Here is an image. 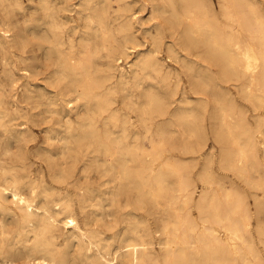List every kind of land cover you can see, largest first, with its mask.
I'll return each instance as SVG.
<instances>
[{
	"label": "bare ground",
	"instance_id": "6f19581e",
	"mask_svg": "<svg viewBox=\"0 0 264 264\" xmlns=\"http://www.w3.org/2000/svg\"><path fill=\"white\" fill-rule=\"evenodd\" d=\"M218 1L149 0L140 5L155 20L140 32L136 0H80L83 23L70 26L61 17L64 0H41L46 28L33 34L55 58L62 101L84 109L49 138L63 140L60 153L74 160L90 154L85 169L111 173L105 195L77 185L78 199L82 209L94 196L111 208L126 194V225L116 239L81 223L74 196L14 150L30 140L28 127H17L21 107L11 112L0 95V264L20 256L35 264H264V5ZM164 49L183 70L161 57ZM133 51L130 68L122 67ZM239 97L252 104L254 123ZM215 162L256 189L254 202L219 176ZM71 171L59 169L56 178ZM143 206L159 212L156 230L137 211Z\"/></svg>",
	"mask_w": 264,
	"mask_h": 264
},
{
	"label": "rangeland",
	"instance_id": "374dc122",
	"mask_svg": "<svg viewBox=\"0 0 264 264\" xmlns=\"http://www.w3.org/2000/svg\"><path fill=\"white\" fill-rule=\"evenodd\" d=\"M76 1L64 0V6L61 10V17L67 20V25L69 26L74 24L82 25L84 20V11L82 12L81 5L78 4L80 0ZM212 1H214L215 4L219 5L218 0ZM147 2H149V0H136L133 6L134 11H139L138 13L137 11L135 12L134 17L136 19L135 25L136 27L138 26L137 28L140 32L142 31V28L144 26L148 25V23L153 22L155 20L152 19L150 21V19H148L151 15H153L150 12V8L141 7ZM261 2L264 5V0H261ZM10 4L12 5V7ZM40 5L41 0H12L11 3L9 0H4L0 2V95L1 97H3L5 105L11 112L16 111L18 107H21V112H18V118L14 119L13 122H19L20 125H18L17 127L27 126L30 138V140H28L26 144L15 143L13 147L16 151H24L25 162L33 163V167L35 168V170L37 167L42 166L43 170L49 177L48 179L55 186V189L68 191L72 196H74V198L76 199V213L82 224L87 223L90 227L101 229L105 236L115 237L116 239H118V234L124 229V226L126 225V223L122 221L123 216L121 214V205H125L127 195H120L119 204L113 205L111 208L108 206L102 207V205L98 203L100 202V198L98 196H94L93 199L88 201L86 207L82 209L78 199L79 190L77 188V185L89 184L96 188L95 194L97 192H101V194H104V191L107 190V186L112 184V181H110L111 173H105L101 170V168L97 169L92 167L90 169H85L84 164L85 162H88V160H90L88 159L90 154H82L74 160L67 153H60V151H62L64 143L63 140H60L59 138H49V135L54 134L55 132L64 134L68 118H77L78 113H82L84 109H81L82 107L78 106L77 102H75V105L73 106L71 105V103L62 101V99L60 98L62 93L61 89L64 88V83L58 82L54 74L53 70L55 68V58H48L47 56H45L48 47L47 43L33 34L34 29H36V31L40 33L46 28V23H44V21L46 20L45 10ZM138 5H140L139 8ZM79 17H81L82 19ZM160 20L162 21L163 28H166L165 39L166 41H170L172 37H170L171 32L169 30V24L168 22H166L165 19L160 18ZM66 33L67 35L72 34L70 31H67ZM21 36L28 37L27 41L23 45L16 42V40ZM45 44L46 47H44ZM135 53L136 52L133 51L131 56L128 58L122 57L120 59L121 61L119 60L118 63L122 67L129 69V64L132 61V59L130 58L135 55ZM43 55L44 57H42ZM161 57L165 58V61L170 65L179 67L181 70L184 69L180 62L172 60L168 57V52L166 49L161 52ZM36 69H38V71ZM186 75V73H182V84L186 85L187 87H190V83L188 80L189 78ZM229 84L235 92L238 91V89L232 83ZM29 88H31L32 91L28 90ZM49 95L55 96V103H49ZM178 96H180V94H178L177 97ZM119 97L121 98V96ZM15 99L17 100V102H14ZM239 100L241 105H243L247 109V113L249 114L248 116L250 120L254 123L255 118L253 116L254 111L252 108V104L241 97H239ZM0 129V133H3L4 131H2V127H0ZM210 138L211 139H209L210 141L208 142L212 145L214 143V139L213 137ZM47 149L49 150V152L47 151ZM49 153L52 154L51 158L48 157ZM172 153H179V155L182 156L191 155L181 153L177 149L173 150ZM214 167L220 177L225 179L227 183H234L239 188L244 190L247 194L249 193L248 195L250 201L254 202L253 193L256 191L255 188L250 186L248 182L246 183V181L242 177L238 176L234 171L230 169L221 168L218 162L214 163ZM63 168H72L71 176H69L65 181H60L56 178L55 172ZM252 175L253 177H256L259 176V173L253 172ZM119 207L120 210H116ZM137 211H139V213L146 217L148 223L154 230L159 227V212L156 211L153 207L143 206L140 207ZM255 223H257L256 218ZM70 230L71 228H69V230L64 229L62 234L60 235L59 241L62 243V245L65 244L67 233ZM74 245H76V243ZM35 263L36 262L32 258L20 256L17 257V259L11 264Z\"/></svg>",
	"mask_w": 264,
	"mask_h": 264
}]
</instances>
